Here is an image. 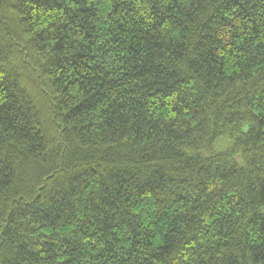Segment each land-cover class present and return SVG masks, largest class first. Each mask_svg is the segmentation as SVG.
Segmentation results:
<instances>
[{
	"label": "trees",
	"instance_id": "1",
	"mask_svg": "<svg viewBox=\"0 0 264 264\" xmlns=\"http://www.w3.org/2000/svg\"><path fill=\"white\" fill-rule=\"evenodd\" d=\"M0 264H264V0H0Z\"/></svg>",
	"mask_w": 264,
	"mask_h": 264
}]
</instances>
